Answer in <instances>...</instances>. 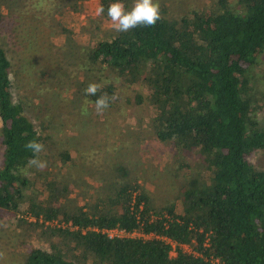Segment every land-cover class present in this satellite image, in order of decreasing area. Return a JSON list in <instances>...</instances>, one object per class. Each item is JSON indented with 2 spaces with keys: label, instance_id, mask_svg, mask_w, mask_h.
Listing matches in <instances>:
<instances>
[{
  "label": "trees",
  "instance_id": "obj_1",
  "mask_svg": "<svg viewBox=\"0 0 264 264\" xmlns=\"http://www.w3.org/2000/svg\"><path fill=\"white\" fill-rule=\"evenodd\" d=\"M99 1L105 10L113 2ZM133 1L121 0L126 8ZM213 3L214 10L190 8L175 17L163 7L155 26L96 37L88 57L95 66L82 69V83L60 81L48 97L13 95L11 64L0 44V211L11 212L18 225L40 227L35 245L18 243L24 246L22 264H264V170L248 159L264 151V128L245 94L246 73L264 53V0ZM87 6L88 0H0V30L16 16L26 17L27 30L37 29L53 13ZM89 22L91 31H102L98 18ZM60 33L74 34L63 23ZM90 68L111 75L96 96L84 91L97 80ZM118 84L148 89L146 97L135 91L134 101L147 100L155 111L149 120L155 139L171 147L179 170L186 169L174 201L164 206L154 205L125 163L103 172L82 196H71L62 173V188L55 193L50 186L57 177L46 154L56 122L51 117L58 114L51 99L64 91L66 104L85 117L86 103L102 93L112 97ZM29 140L44 145L38 157L47 166L37 168L45 179L32 180L28 191L30 179L22 172L33 158L24 147ZM59 154L57 173L75 163L67 150ZM200 159L205 166L196 170L192 164ZM78 196L85 202L76 207ZM111 227H142L190 244L202 256L181 249L170 256V245L160 239H109L93 230Z\"/></svg>",
  "mask_w": 264,
  "mask_h": 264
},
{
  "label": "rangeland",
  "instance_id": "obj_2",
  "mask_svg": "<svg viewBox=\"0 0 264 264\" xmlns=\"http://www.w3.org/2000/svg\"><path fill=\"white\" fill-rule=\"evenodd\" d=\"M213 2L214 0H159L160 10L165 7L169 16L174 17L190 8L214 10ZM107 4L109 5L110 1ZM98 5L99 0H88V6L84 10L75 11L79 13L78 19L75 12L53 13L50 19L48 16L39 25L36 24L37 29L29 27L27 30L23 26L26 17L23 20L16 16L10 23H5L0 30V44L11 64L14 96L40 93L48 97L53 88L62 84L60 81L68 82L73 77V83L80 84L84 77V67L95 66L88 60L96 45L94 39L111 37L114 33L107 15H94ZM89 17L100 20L101 32L94 33L90 30ZM74 20L76 21L73 22ZM62 23L73 31L72 37L60 33ZM258 59L260 62L251 66L246 73L248 87L245 94L256 106L255 114L264 128V53L260 54ZM90 71L88 75H93L92 80L97 79L94 81L96 83L103 85L111 80V75L109 76L106 70L96 72L90 68ZM72 80H69V86H72ZM135 91L140 92L143 97L149 94L148 89L138 84L134 87L118 84L114 94L117 98L112 101V106L102 114H97L94 102H87L85 117L77 115V107L72 108L66 104L62 98L64 91L56 95L57 99H51L49 103L59 115L51 117H56L53 120L56 122L51 129L47 146L49 152L46 156L48 163L55 165L53 172L57 180L50 185L56 189L55 193L57 189L62 188L59 175L61 173L69 179L66 187L71 190V196L75 197L81 195L89 185L96 183L103 172L110 171L117 164L125 163L130 175L138 184L143 185L154 205L164 206L168 201H174L179 181L186 169L179 170L171 147L155 139L149 121L154 117L155 111L147 100L136 104ZM126 97H129V100H126ZM40 126L41 124L37 127ZM61 150H67L75 163L66 162L57 173L61 156L58 153H61ZM248 159L256 168L264 170V151L261 154L253 153ZM192 166L200 170L205 163L200 159L194 161ZM22 175L30 179L28 191L32 188V180L45 179L36 167L29 165ZM84 202L85 198L78 196L75 206L78 207ZM175 205L176 209L180 210L181 203L178 200ZM12 217L11 212L0 211V264H22L24 246H19L18 243L22 240L35 245V238L38 239L39 236L40 227L28 226L24 222L18 225ZM32 220L34 219H28Z\"/></svg>",
  "mask_w": 264,
  "mask_h": 264
},
{
  "label": "clouds",
  "instance_id": "obj_3",
  "mask_svg": "<svg viewBox=\"0 0 264 264\" xmlns=\"http://www.w3.org/2000/svg\"><path fill=\"white\" fill-rule=\"evenodd\" d=\"M105 11L112 29L116 32H127L140 26H155L157 21L161 19L159 0H134L130 8H126L121 0H113L107 10L102 4L98 5L94 15L96 17L104 16ZM102 87L103 85L100 83L91 82L84 90L85 95L96 96ZM116 98L114 95L109 97L106 93L98 96L94 102V109L97 114H102ZM24 147L33 153V158L29 160V166H35L38 169L47 166V162L38 157V154L45 150L41 142L29 140Z\"/></svg>",
  "mask_w": 264,
  "mask_h": 264
},
{
  "label": "built area",
  "instance_id": "obj_4",
  "mask_svg": "<svg viewBox=\"0 0 264 264\" xmlns=\"http://www.w3.org/2000/svg\"><path fill=\"white\" fill-rule=\"evenodd\" d=\"M139 207L141 208V205H139ZM45 224L47 225L48 222L46 221ZM53 224L60 225L59 223H57V221H53ZM70 224L71 223L69 222L68 225ZM93 230L104 234L109 239H115V238H140L143 240L160 239L164 241L166 244L170 245V248H171L169 252L170 256H175L177 253V249H181L185 253H192L195 256H202V254L194 250L193 246L190 244H184V243L177 244L175 241H173L172 239L166 236L156 234L153 231L146 232L142 229V227H136V228H133L132 230H127L125 228H120V227H111V228H103V229L94 228ZM206 244L207 243L205 242L204 245Z\"/></svg>",
  "mask_w": 264,
  "mask_h": 264
},
{
  "label": "crops",
  "instance_id": "obj_5",
  "mask_svg": "<svg viewBox=\"0 0 264 264\" xmlns=\"http://www.w3.org/2000/svg\"><path fill=\"white\" fill-rule=\"evenodd\" d=\"M110 3H112V2H110Z\"/></svg>",
  "mask_w": 264,
  "mask_h": 264
}]
</instances>
